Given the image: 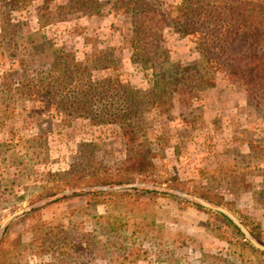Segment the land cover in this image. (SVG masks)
I'll use <instances>...</instances> for the list:
<instances>
[{
    "label": "rangeland",
    "instance_id": "374dc122",
    "mask_svg": "<svg viewBox=\"0 0 264 264\" xmlns=\"http://www.w3.org/2000/svg\"><path fill=\"white\" fill-rule=\"evenodd\" d=\"M115 1L90 10L70 0L17 7L0 0V264H202L205 255L264 264V252L242 248L235 223L215 212L228 211L249 233L259 224L262 237L254 240L264 246V103L223 73L192 105L176 96L170 118L147 115L158 154L150 178L104 187L150 193L135 200L95 194V183L126 160L121 130L68 117L57 100L47 105L41 80L61 50L88 65L93 80L118 76L150 89ZM164 36L173 62L199 60L191 38L169 28ZM33 91L43 97L31 100Z\"/></svg>",
    "mask_w": 264,
    "mask_h": 264
},
{
    "label": "trees",
    "instance_id": "16d2710c",
    "mask_svg": "<svg viewBox=\"0 0 264 264\" xmlns=\"http://www.w3.org/2000/svg\"><path fill=\"white\" fill-rule=\"evenodd\" d=\"M26 1L11 0V4L5 6L17 7ZM70 2L77 3L79 9L102 6L99 0ZM113 4L129 20L132 61L145 73H150V89H136L118 76L93 80L88 65L77 62L64 51L53 50L56 61L41 80V90L46 104L57 100L53 105L68 117L119 127L125 141L126 160L116 169V175H109L110 180L95 183V194L135 200V195L148 194L149 190L122 192L107 191L104 187L115 181L123 186L134 184L136 177H151L158 154L147 137L150 128L147 115L157 112L170 118L176 96L181 102L192 105L199 94L216 87L217 77L222 73L242 87L252 102L264 103V0H181L172 5L164 0H116ZM167 28L181 38L193 40L199 54L196 63L173 62L164 45ZM38 93L33 91L30 99L43 97ZM202 196L212 204L221 205L222 199L218 196L208 193ZM215 212L227 226L234 224L223 213ZM234 226L241 237L240 246L258 252L251 239L261 240L260 225L249 229L251 238H246L241 229ZM241 261L246 263L245 256ZM201 262L230 264L226 258L213 255H205Z\"/></svg>",
    "mask_w": 264,
    "mask_h": 264
},
{
    "label": "water",
    "instance_id": "95a60500",
    "mask_svg": "<svg viewBox=\"0 0 264 264\" xmlns=\"http://www.w3.org/2000/svg\"><path fill=\"white\" fill-rule=\"evenodd\" d=\"M197 200L204 207H206L208 209H213V207L210 204H208V203H206V202H204L202 200H199V199H197ZM217 211L226 214L241 229L243 234H245L248 238H251L250 233L248 232V230L240 223V221L235 216H233L228 211H226V210H224L222 208H218ZM251 242H252V244H253V246L255 248H257V249L261 250L262 252H264V246L263 245L259 244L257 241H255L253 239H251Z\"/></svg>",
    "mask_w": 264,
    "mask_h": 264
}]
</instances>
